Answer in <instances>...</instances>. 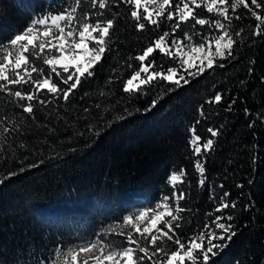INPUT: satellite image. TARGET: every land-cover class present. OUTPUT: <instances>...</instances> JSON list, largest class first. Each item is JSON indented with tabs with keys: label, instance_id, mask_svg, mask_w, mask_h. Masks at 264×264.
Instances as JSON below:
<instances>
[{
	"label": "trees",
	"instance_id": "1",
	"mask_svg": "<svg viewBox=\"0 0 264 264\" xmlns=\"http://www.w3.org/2000/svg\"><path fill=\"white\" fill-rule=\"evenodd\" d=\"M61 2L0 0V43L22 30L35 14ZM258 3L262 7L256 11L264 16V2ZM81 7L87 10L90 0ZM110 12L120 17L113 33L118 51L103 59L95 77L86 80L70 102L50 97L51 104L35 105L33 116H28L13 111L5 102L8 98L0 95V116L8 117L6 124H0V264L52 260L57 246L66 252L108 228L119 231L126 214L154 206L161 195L171 196L168 177L181 168L186 176L177 181L175 191L186 193L179 204L192 211L182 214L177 231L182 242L198 237L209 219L205 214L215 205L207 188L198 186L197 157L189 145V129L197 120L196 134L202 142L212 138L209 127L219 130L212 138L213 149L206 153L208 184L223 183V191L237 201L235 210L225 212L235 217L237 234L213 264H264V35H253L257 21L243 6L235 13L230 10L241 19L227 27L233 36L242 29L243 36L230 58L217 60L223 67H214L170 93L164 90L168 85L161 84L146 94L129 95L122 87L131 73L127 64L138 67L129 58L170 27L162 22L161 28L141 33L134 30L127 5ZM197 13L218 18L204 8ZM197 30L206 32L207 27ZM154 58L165 67L174 66L158 53ZM110 76L113 83H108ZM218 92L221 102H209ZM152 99L158 100L157 106L145 111ZM201 105L203 116L198 111ZM4 127L11 131L5 133ZM21 167L26 170L20 172ZM9 172L18 174L9 178ZM213 191L219 194L221 189ZM166 250L175 246L168 243Z\"/></svg>",
	"mask_w": 264,
	"mask_h": 264
},
{
	"label": "snow or ice",
	"instance_id": "2",
	"mask_svg": "<svg viewBox=\"0 0 264 264\" xmlns=\"http://www.w3.org/2000/svg\"><path fill=\"white\" fill-rule=\"evenodd\" d=\"M83 2L62 0L59 5L51 4L48 9L35 14L6 43H0V95L8 98L5 102L13 111L33 116L35 105L46 107L52 103L50 97L70 102L84 82L95 77V69L103 59L118 51L114 47L113 33L120 17L113 16L110 8L119 5L130 8V18L137 32L159 29L162 22H167L170 27V31L165 30L162 35L150 38L141 53L129 58L138 62L135 68L133 64H127L131 73L122 87L123 92L129 95L146 94V90L159 88L161 84L168 85L164 90L170 93L189 85L214 67H223L217 60L230 58L234 46L243 36L242 29L233 36L227 27L233 20L241 19L239 15L229 14L230 10L235 13L238 6L247 9L257 21L253 35H264V16L256 11L262 7L258 0H250V3L248 0H232L230 5L229 0H178L175 3L174 0H117L111 5L109 0H90L87 10L81 7ZM200 8L218 18H202L197 13ZM184 25L189 26L187 30L182 27ZM205 27L206 32L197 30ZM156 53L174 66L165 67L163 61L158 64L154 58ZM112 71L115 75V69ZM113 82L110 76L108 83ZM25 88L28 90H22ZM221 100L222 94L218 92L209 102L219 103ZM157 104L158 100L152 99L145 111H151ZM198 111L204 115L203 105ZM7 120V115L0 116V124H6ZM199 123L197 120L189 129V145L197 157L194 168L198 171V186L207 188L215 208L205 214L209 219L203 222L198 237H189L182 242L177 231L184 218L182 214L192 211L179 204L186 198V193L181 190L177 194L175 191L177 181L182 182L186 176V170L181 168L171 171L168 177L173 189L171 196L161 195L154 206L125 215L119 231L108 228L94 234V239L70 247L66 252L57 246L54 259L41 257L36 264H213L214 258L237 234L233 223L235 217L225 215L227 210H235L237 201L230 199V192L223 191V183L208 184L206 153L213 149L212 138L219 135V130L209 127L207 133L212 138L202 142V136L196 134ZM10 131L4 127L5 133ZM18 147L26 146L20 144ZM38 166L29 165L31 168ZM25 170L20 168V172ZM17 174L9 172L8 177ZM214 187L221 192L217 194ZM237 187L243 188V185L238 184ZM107 235L120 239L107 240ZM168 243L174 245L175 250H166ZM237 264L243 262L237 261Z\"/></svg>",
	"mask_w": 264,
	"mask_h": 264
},
{
	"label": "rangeland",
	"instance_id": "3",
	"mask_svg": "<svg viewBox=\"0 0 264 264\" xmlns=\"http://www.w3.org/2000/svg\"><path fill=\"white\" fill-rule=\"evenodd\" d=\"M177 2H178V1H177ZM196 55H197V56H199L200 54H199V53H197ZM126 215H130V214H126Z\"/></svg>",
	"mask_w": 264,
	"mask_h": 264
}]
</instances>
